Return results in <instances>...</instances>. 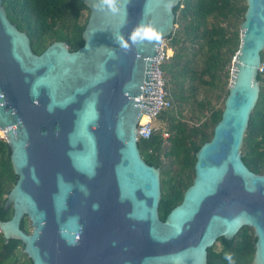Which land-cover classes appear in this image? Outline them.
I'll list each match as a JSON object with an SVG mask.
<instances>
[{
	"label": "water",
	"instance_id": "obj_1",
	"mask_svg": "<svg viewBox=\"0 0 264 264\" xmlns=\"http://www.w3.org/2000/svg\"><path fill=\"white\" fill-rule=\"evenodd\" d=\"M181 0H85V44L36 54L0 0V128L17 182L6 240L32 264H209L208 250L245 226L264 264V174L242 146L261 94L264 0H247L229 94L212 139L196 153L183 201L160 218L161 169L146 162L138 125L160 107L158 63ZM151 25L159 40L133 39ZM28 218L31 232L22 229Z\"/></svg>",
	"mask_w": 264,
	"mask_h": 264
},
{
	"label": "trees",
	"instance_id": "obj_2",
	"mask_svg": "<svg viewBox=\"0 0 264 264\" xmlns=\"http://www.w3.org/2000/svg\"><path fill=\"white\" fill-rule=\"evenodd\" d=\"M9 19L30 39L33 51L43 53L55 41H65L71 51L84 44L89 9L85 0H4ZM247 0H181L174 8V32L165 39V61L161 65L172 107L158 120L167 121L151 139L139 140L146 162L161 169L160 218L179 205L195 177L196 153L210 141L221 120L229 94L231 67L241 45V24ZM88 16L85 17V13ZM263 56V55H262ZM264 63V56H263ZM259 101L252 112L242 146L243 160L255 173L264 174V69ZM222 106L217 108L216 103ZM163 131L170 132L164 139ZM11 148L0 137V220L7 221L13 208L5 210L8 194L16 184ZM30 232L28 218L21 224ZM257 237L252 227H243L232 239L220 238L208 250L209 264H253ZM19 240H6L0 232V264H32ZM20 258H25L21 262ZM21 262V263H20Z\"/></svg>",
	"mask_w": 264,
	"mask_h": 264
},
{
	"label": "built area",
	"instance_id": "obj_3",
	"mask_svg": "<svg viewBox=\"0 0 264 264\" xmlns=\"http://www.w3.org/2000/svg\"><path fill=\"white\" fill-rule=\"evenodd\" d=\"M164 54H163V46H162V53L161 57L158 63V73H159V80L161 84V101H160V107L154 113L151 117L148 115L149 120L146 122H140L138 125V140H149L152 138V136L159 131V127L157 126L156 122L159 119V116L164 112L169 110L172 107V102L168 98V93L165 88V81L163 79V74L161 70V65L164 62ZM264 67L261 68V71H263ZM170 132L163 131L161 133L162 137L164 139H167L170 137Z\"/></svg>",
	"mask_w": 264,
	"mask_h": 264
},
{
	"label": "clouds",
	"instance_id": "obj_4",
	"mask_svg": "<svg viewBox=\"0 0 264 264\" xmlns=\"http://www.w3.org/2000/svg\"><path fill=\"white\" fill-rule=\"evenodd\" d=\"M107 5V7L115 12L117 11V8L115 4L112 2V0H101L99 5L94 4V7H98L100 9H103ZM133 39H147V40H159L160 36L157 34V32L153 29L151 25L146 26H140L138 27L132 34ZM224 259L228 261V264H234L232 253L231 252H225L224 253Z\"/></svg>",
	"mask_w": 264,
	"mask_h": 264
},
{
	"label": "rangeland",
	"instance_id": "obj_5",
	"mask_svg": "<svg viewBox=\"0 0 264 264\" xmlns=\"http://www.w3.org/2000/svg\"><path fill=\"white\" fill-rule=\"evenodd\" d=\"M86 16H88V12L85 13V17H86ZM166 49H167V45H166V43L164 42V43H163V54H164V57H165V50H166ZM262 55L264 56V50H263ZM233 60H234V59H233ZM164 61H165V58H164ZM232 64H233V63H232ZM231 71H232V67H231ZM162 74H163V73H162ZM163 79H164V74H163ZM164 81H165V79H164ZM230 82H231V77H230V80H229V85H228V87L230 86ZM221 106H222V100H221V102L216 103V107H217V108H219V107H221ZM156 124H157V126L159 127V129H161V128H166V127H167V121H165V120H158V121L156 122ZM216 245H217V248H218V249L221 247L220 243H217Z\"/></svg>",
	"mask_w": 264,
	"mask_h": 264
},
{
	"label": "bare ground",
	"instance_id": "obj_6",
	"mask_svg": "<svg viewBox=\"0 0 264 264\" xmlns=\"http://www.w3.org/2000/svg\"><path fill=\"white\" fill-rule=\"evenodd\" d=\"M162 48V47H161ZM149 120V117L147 116L145 119H142V122H146ZM5 136V132L0 128V137Z\"/></svg>",
	"mask_w": 264,
	"mask_h": 264
},
{
	"label": "flooded vegetation",
	"instance_id": "obj_7",
	"mask_svg": "<svg viewBox=\"0 0 264 264\" xmlns=\"http://www.w3.org/2000/svg\"><path fill=\"white\" fill-rule=\"evenodd\" d=\"M30 232H31V231H30ZM20 259H21V262H23V260H24L25 258H20ZM21 262H20V263H21Z\"/></svg>",
	"mask_w": 264,
	"mask_h": 264
}]
</instances>
